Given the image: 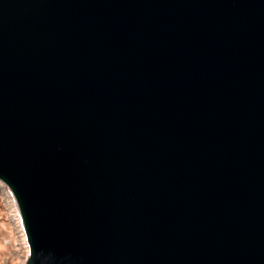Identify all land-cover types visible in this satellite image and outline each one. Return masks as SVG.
<instances>
[{
    "label": "water",
    "instance_id": "1",
    "mask_svg": "<svg viewBox=\"0 0 264 264\" xmlns=\"http://www.w3.org/2000/svg\"><path fill=\"white\" fill-rule=\"evenodd\" d=\"M0 181L25 264H264V0H0Z\"/></svg>",
    "mask_w": 264,
    "mask_h": 264
},
{
    "label": "rangeland",
    "instance_id": "2",
    "mask_svg": "<svg viewBox=\"0 0 264 264\" xmlns=\"http://www.w3.org/2000/svg\"><path fill=\"white\" fill-rule=\"evenodd\" d=\"M0 182V264L13 258V253L21 249L18 247V235L16 231V208L5 197V191ZM16 209V210H15ZM9 214V215H8ZM11 217V218H10ZM20 263V260H18ZM25 263V262H24ZM23 263V264H24Z\"/></svg>",
    "mask_w": 264,
    "mask_h": 264
},
{
    "label": "bare ground",
    "instance_id": "3",
    "mask_svg": "<svg viewBox=\"0 0 264 264\" xmlns=\"http://www.w3.org/2000/svg\"><path fill=\"white\" fill-rule=\"evenodd\" d=\"M0 182L4 185L3 186L4 187V191H5L4 195H5L6 199H7L6 203H8L10 201V203H12L13 206L17 209V210L15 209L16 210V216H15L16 231H17V234L19 233V235H18L19 241L17 243H18V247L20 249H21L22 246H24L21 249L22 252L20 250L12 252L13 253V258L10 259L9 261H5V262H3L1 264H23L24 262L26 263L27 259L29 258V252L30 251H29V245H28V242H27V237H26L24 226H23L22 218L20 216L19 209H18V206H17V203H16V200L14 198L13 193L11 192V190L2 181H0ZM10 194L12 195V197H11ZM18 260H20V263H19Z\"/></svg>",
    "mask_w": 264,
    "mask_h": 264
},
{
    "label": "built area",
    "instance_id": "4",
    "mask_svg": "<svg viewBox=\"0 0 264 264\" xmlns=\"http://www.w3.org/2000/svg\"><path fill=\"white\" fill-rule=\"evenodd\" d=\"M2 186H4V185H2ZM3 190H4V187L2 188ZM11 195V194H10ZM11 197H12V195H11Z\"/></svg>",
    "mask_w": 264,
    "mask_h": 264
}]
</instances>
